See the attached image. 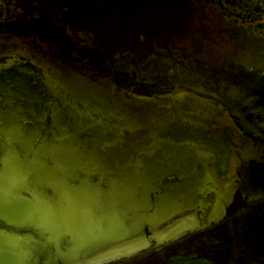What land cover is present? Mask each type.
<instances>
[{
	"label": "water",
	"instance_id": "95a60500",
	"mask_svg": "<svg viewBox=\"0 0 264 264\" xmlns=\"http://www.w3.org/2000/svg\"><path fill=\"white\" fill-rule=\"evenodd\" d=\"M24 28L35 36L6 41L0 96L26 75L39 124L1 134L0 264H114L216 220L250 146L246 115L180 77L114 71L41 22ZM54 124L57 145L42 150Z\"/></svg>",
	"mask_w": 264,
	"mask_h": 264
},
{
	"label": "flooded vegetation",
	"instance_id": "af4514ba",
	"mask_svg": "<svg viewBox=\"0 0 264 264\" xmlns=\"http://www.w3.org/2000/svg\"><path fill=\"white\" fill-rule=\"evenodd\" d=\"M223 1L136 0L137 3L166 6L184 2L194 9L210 8L217 16L227 13L225 19H246V27L247 24L255 27L252 36L264 38V0H244L235 6L224 5ZM49 15L53 19L40 21L48 30L60 33L63 40L75 47L101 51L102 58L112 70L130 77H135V74L138 76V73L128 74L126 70L132 66L136 68L135 61L143 50L133 49V55L129 57L126 52L130 49L126 45L113 47L106 39L98 40L90 33L87 18L70 16L65 19L61 15ZM3 18L0 19V79L15 59L14 56L4 55L5 43L11 38H19L21 35L15 32L19 33L24 26L6 25L2 22ZM38 21L31 23L38 24ZM213 24L217 25L216 22ZM215 26L213 28H217ZM224 37V42L232 41L231 36ZM211 40L214 41L210 47L204 49L215 61L213 66H191L177 59L181 73L172 70L166 78L149 75L141 79L160 81V78H164V82L174 83L173 80L180 77L184 85L196 84L201 94L226 106L234 104L239 113L246 115V139L250 146L246 148V158L236 171L231 197L220 205L217 210L220 215L208 225L188 230L158 248L114 264H264V70L253 67L240 77L234 71L237 67L235 61H223L229 54V46L221 42V34H216ZM168 56L175 59L173 55Z\"/></svg>",
	"mask_w": 264,
	"mask_h": 264
},
{
	"label": "rangeland",
	"instance_id": "374dc122",
	"mask_svg": "<svg viewBox=\"0 0 264 264\" xmlns=\"http://www.w3.org/2000/svg\"><path fill=\"white\" fill-rule=\"evenodd\" d=\"M243 1L224 0L222 3L235 6ZM257 1L254 3H258ZM49 14L61 15L65 19L70 16L87 18L90 33L94 34L98 40L106 39L113 47L127 46L126 48L130 49L126 52L129 57L133 55V49L143 50L135 61L136 68L132 66L127 67L129 69L126 70L128 74L138 73L135 77L140 79L149 75L166 78L172 70L181 73L177 59L190 63L191 66L203 65L207 68L213 66L215 61L205 49L214 41L211 37L218 33L223 39L221 42L229 46V54L223 61H235L236 74L242 77L253 67L264 70V38L252 36L254 25L247 24L246 27V19L227 20L224 18L228 15L227 13H219L217 16L211 12L210 8L194 9L184 2L166 6L137 3L136 0H0V19L4 17L2 22L9 26H22L38 20L39 23L52 18ZM211 22H216L217 25ZM262 23L264 27V20ZM214 26L217 28H213ZM20 31L15 33L21 36L33 33L25 28ZM224 35L231 36L232 41L224 42ZM168 55H173L175 59L172 60ZM17 76H21L24 82H21L20 89L9 83L0 96V115L7 113L8 117L5 128L0 129L2 160L0 176L3 178L9 172L8 163H6L8 145L5 142L3 146L1 134L7 132L11 134V137L20 136L21 132H30L39 124L37 107L33 106L26 97L28 95H25L35 94L39 90L22 73L13 75L9 80L17 79ZM164 78H160V82L164 81ZM20 92L25 97L20 96ZM57 132L54 124L50 137L48 136L40 146L42 150L48 147L53 150L52 148L56 147ZM13 145L20 147L17 142ZM1 192L0 188V194Z\"/></svg>",
	"mask_w": 264,
	"mask_h": 264
},
{
	"label": "bare ground",
	"instance_id": "6f19581e",
	"mask_svg": "<svg viewBox=\"0 0 264 264\" xmlns=\"http://www.w3.org/2000/svg\"><path fill=\"white\" fill-rule=\"evenodd\" d=\"M11 35H12V34H10V36H11ZM31 35H32V36H35V35H33V34H30V35H28V36H27V35H26V36H20L19 38L30 37ZM36 35H37V34H36ZM189 75H190V74H189ZM258 88H259V87H258ZM229 94H230V93H229ZM23 103H24V102H23ZM111 261H113V259H111Z\"/></svg>",
	"mask_w": 264,
	"mask_h": 264
}]
</instances>
